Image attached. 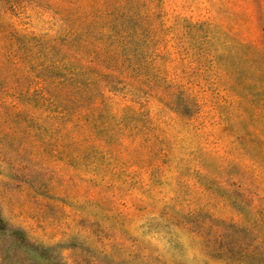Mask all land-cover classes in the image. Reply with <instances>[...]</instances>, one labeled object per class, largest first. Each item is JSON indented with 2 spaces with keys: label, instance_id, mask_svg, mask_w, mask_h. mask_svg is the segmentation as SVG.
Listing matches in <instances>:
<instances>
[{
  "label": "rangeland",
  "instance_id": "374dc122",
  "mask_svg": "<svg viewBox=\"0 0 264 264\" xmlns=\"http://www.w3.org/2000/svg\"><path fill=\"white\" fill-rule=\"evenodd\" d=\"M0 264H264V0H0Z\"/></svg>",
  "mask_w": 264,
  "mask_h": 264
}]
</instances>
